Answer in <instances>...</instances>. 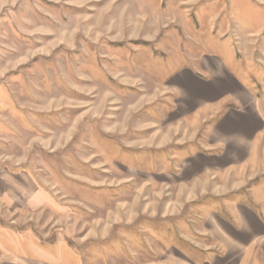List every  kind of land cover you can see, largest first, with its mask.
Segmentation results:
<instances>
[{
    "label": "rangeland",
    "instance_id": "1",
    "mask_svg": "<svg viewBox=\"0 0 264 264\" xmlns=\"http://www.w3.org/2000/svg\"><path fill=\"white\" fill-rule=\"evenodd\" d=\"M264 264V0H0V253Z\"/></svg>",
    "mask_w": 264,
    "mask_h": 264
},
{
    "label": "crops",
    "instance_id": "2",
    "mask_svg": "<svg viewBox=\"0 0 264 264\" xmlns=\"http://www.w3.org/2000/svg\"><path fill=\"white\" fill-rule=\"evenodd\" d=\"M66 264H68L65 261ZM0 264H50L44 260L35 263L32 257L27 254L0 253ZM73 264V263H72Z\"/></svg>",
    "mask_w": 264,
    "mask_h": 264
}]
</instances>
